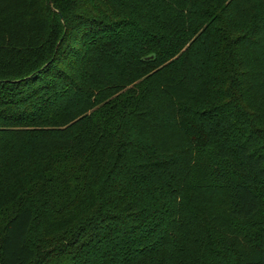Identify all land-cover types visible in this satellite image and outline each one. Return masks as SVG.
I'll return each instance as SVG.
<instances>
[{"label": "trees", "instance_id": "obj_1", "mask_svg": "<svg viewBox=\"0 0 264 264\" xmlns=\"http://www.w3.org/2000/svg\"><path fill=\"white\" fill-rule=\"evenodd\" d=\"M38 260L264 264V0H0V264Z\"/></svg>", "mask_w": 264, "mask_h": 264}, {"label": "rangeland", "instance_id": "obj_2", "mask_svg": "<svg viewBox=\"0 0 264 264\" xmlns=\"http://www.w3.org/2000/svg\"><path fill=\"white\" fill-rule=\"evenodd\" d=\"M76 41L77 40L75 36H71L67 41L64 42L63 46L61 47V51H60V54L62 57H59L58 62H55L54 69L52 72L53 76L49 77L48 78L49 80H46V81H50L51 79H53L54 76L56 77L57 75L63 74L65 72L69 73L71 71H74L75 69H78V67L82 66V61L77 62L78 60L74 55L75 53L74 49L79 48V45H81L79 44L80 42L78 41L76 42ZM55 81H59V80L56 79ZM39 85L40 84H36V87ZM40 256H42V254H40L39 257ZM38 261L35 264H43L42 261H39V262Z\"/></svg>", "mask_w": 264, "mask_h": 264}]
</instances>
